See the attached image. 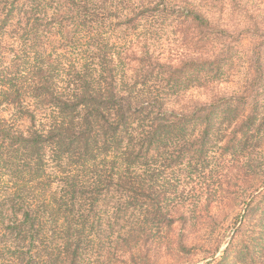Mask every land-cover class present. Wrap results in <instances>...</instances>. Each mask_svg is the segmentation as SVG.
Wrapping results in <instances>:
<instances>
[{"label":"trees","instance_id":"obj_1","mask_svg":"<svg viewBox=\"0 0 264 264\" xmlns=\"http://www.w3.org/2000/svg\"><path fill=\"white\" fill-rule=\"evenodd\" d=\"M263 17L264 0H0V264H154L152 234L230 218L204 264H264V236L238 238L264 221V168L238 152L264 149V114L218 88Z\"/></svg>","mask_w":264,"mask_h":264},{"label":"rangeland","instance_id":"obj_2","mask_svg":"<svg viewBox=\"0 0 264 264\" xmlns=\"http://www.w3.org/2000/svg\"><path fill=\"white\" fill-rule=\"evenodd\" d=\"M261 33L233 34V39L235 40L233 42L235 44L233 56L237 61L243 63L242 65L237 63L236 67H233V75L226 77L225 81H221L218 88L222 96L229 97L233 95L231 97H234L235 94V98L238 99L237 103L241 102L242 97L245 96L252 107L257 106V109L264 114V32ZM222 44L223 46L228 45L225 41ZM207 92L208 90H206ZM206 96L211 98L210 93L206 94ZM220 115V120L223 123H227L230 113L221 110ZM254 140L252 139L250 144H254ZM238 152L241 153L243 160L252 158L255 161L253 163L254 166H257L258 169L264 168V149L261 151L246 150V147H244V149H238ZM245 165L247 164H243L239 168L246 171L254 169V166ZM257 168H255L256 171ZM217 213L222 214L219 211ZM230 225L231 218L225 222V230L221 234H203V232L197 231L196 227H192L193 229L189 230V234H183L179 225L172 231L173 234H152L158 238L159 242L162 239L164 241L159 248H155L154 251L152 250L153 252L150 251L151 255L149 256L154 264H204L210 259L208 251L216 247L220 242L221 245L216 255H219L220 251L224 249L231 236ZM239 234V239L243 238L245 234H262L264 236V221L256 223L253 220L250 224H245ZM169 239L173 241H170V244ZM247 263L249 264L250 262L247 260Z\"/></svg>","mask_w":264,"mask_h":264}]
</instances>
